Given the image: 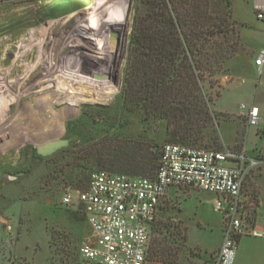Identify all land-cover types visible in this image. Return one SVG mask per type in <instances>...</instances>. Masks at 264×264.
<instances>
[{
	"label": "rangeland",
	"instance_id": "1",
	"mask_svg": "<svg viewBox=\"0 0 264 264\" xmlns=\"http://www.w3.org/2000/svg\"><path fill=\"white\" fill-rule=\"evenodd\" d=\"M57 1L0 0V17L6 13L13 14L9 15L6 20L0 21V32L4 31L5 24L11 19H18L14 23L15 28L23 26L25 23L23 22V18L19 19V16H21L19 13L29 7H36L38 14L40 13L48 19V16H50L48 12H50V9H56L58 3H70V0ZM124 5L127 7V0L124 2ZM135 6H138V0H130L129 13L126 8L125 33L120 40V45L123 47L121 46L122 50L117 62L119 69L117 68L118 70L110 77L111 83L114 85V92L112 93H115L114 95L107 96L102 94L105 89H102V91L97 87L94 88L92 85L89 86L86 83L82 84L72 80V76L68 74V72H73L74 66L72 63L68 65L57 63L56 65V60L60 58L64 59L65 57L73 59L75 56H78L75 57L78 61L85 57L87 59L93 58L91 52L89 54V50L87 51L86 49L93 50V45H95L93 42H96V40L87 39L83 37V34L71 36L66 32L65 28L64 32H62L63 34L50 35L47 34L48 29L44 31L42 28H39L40 25H32L31 28L27 27L19 34H15L11 41L15 46L23 34L35 33L36 45L31 51V56L27 58L26 67L36 61V58H40L43 62L55 64L51 74L45 79L51 83L50 91L55 95L56 101L63 104V113L60 115V121L57 122L55 132L44 136L37 142H34L31 135H26L23 138L20 132L10 137L9 130L6 129L10 123L9 120H7L8 123L5 125H0V214H4L10 218L13 226L11 232L15 234L13 238L18 237L23 228H28V232L23 235L22 241L26 242V245L33 252L31 257H26L25 255L13 256L12 264H75L77 249L87 234V225L79 212L59 204L60 196L65 188H84L88 176L97 169L113 170L141 176H148L153 171V165L146 164L144 158L138 159L140 163L136 165H124L116 162V152L112 151V154L108 155V150L101 147L103 144L111 143L118 146L123 152L128 153H130L132 147H135L134 151L143 157L146 156V151L152 150L151 147L153 145L156 146L157 152L164 143H177L210 149L218 147L211 139L214 137L212 134H215L213 132L216 130V127L206 129L205 137L197 143H178L170 140L166 133V122L164 120L145 118L141 109H137L130 103H126L122 98L121 88L126 68ZM68 8H64L63 10ZM229 9L231 18L236 22L241 47L234 56V59H232L231 64L227 60L228 62L225 63V68L222 72L243 74L246 67L250 64V60L254 61L256 56L253 52L254 44L249 43V39L252 38V41L255 42L254 38L257 36V33H261L263 30L264 21H259L255 18L252 0H231ZM62 24L67 25L65 18H58L51 28L59 30ZM45 38H58V46L51 51L49 47L42 45V39L45 41ZM61 46L64 48L62 49ZM25 48H29V43L23 44V49ZM4 49L5 46H0V53ZM19 50L20 48H15L13 52L8 54L9 59L5 63L6 67L12 64L15 59V53ZM42 51L44 52L43 54L40 53ZM50 54H52V58L49 57ZM25 72L23 70L22 72L18 71V74L12 79H20ZM218 75H216L217 79ZM57 77L58 80H56ZM218 83L219 85H214L211 89H208L207 83L205 86L207 92L213 96L211 109L215 114L214 120L219 122V119L225 114H221L214 109L216 99L223 87L219 81ZM215 91H219L217 96L214 95ZM35 96H37L36 93L27 102L29 105L37 107L39 95L38 97ZM6 100L9 103L12 101L10 98ZM14 101L15 104L10 103L11 108L19 110L21 103L17 99ZM54 101L47 105V107L49 106V109L52 107L50 110L59 114L60 108ZM69 102L73 103V105ZM23 103H26V101H22ZM49 109H43L44 111L41 110V112L50 117V114H48ZM17 114L19 113L12 111V113L7 115V118L9 119L10 116L14 118ZM58 125L61 126L62 130L58 128ZM51 138L66 139L68 143L50 155H38L35 150L36 146L40 142ZM170 190V194L164 201L157 221L153 226L151 240L163 250L156 255L157 259L186 264L184 262L185 258L189 259L191 256L199 254V248L202 249L201 242L211 236L208 234V231H201L199 228L193 227V223L188 224L190 228L189 241L193 245L192 247L188 246L189 228L187 222L181 217V212L182 210L185 211L188 217L193 219V212H195V205L198 204V201L201 200V206L205 214L209 213L208 211L211 206L204 198L201 199L199 194V196L193 194L186 200V194L183 191L195 189L173 188ZM244 190L249 193L253 191L248 186V183L245 185ZM46 235L49 240V249ZM36 242L39 249L34 253L32 246ZM195 246L198 249L193 248ZM30 249H28V253ZM245 264L257 263L251 259L250 261L247 260Z\"/></svg>",
	"mask_w": 264,
	"mask_h": 264
},
{
	"label": "built area",
	"instance_id": "2",
	"mask_svg": "<svg viewBox=\"0 0 264 264\" xmlns=\"http://www.w3.org/2000/svg\"><path fill=\"white\" fill-rule=\"evenodd\" d=\"M252 9L255 18L264 21V0H252ZM263 61L261 49L254 63L260 69ZM244 114L248 125L260 122L257 106ZM263 165L260 157L228 148L164 143L151 175L91 172L84 188L66 187L59 199L87 225L75 264H146L151 231L173 188L215 194L213 209L221 216L222 242L213 264H233L239 238L263 234L256 224V198L244 190L250 173Z\"/></svg>",
	"mask_w": 264,
	"mask_h": 264
},
{
	"label": "trees",
	"instance_id": "3",
	"mask_svg": "<svg viewBox=\"0 0 264 264\" xmlns=\"http://www.w3.org/2000/svg\"><path fill=\"white\" fill-rule=\"evenodd\" d=\"M230 5L231 0H138L134 8L121 95L145 118L164 120L170 140L194 144L218 124L205 84L208 89L219 85L216 75L241 47ZM213 133L211 139L221 149ZM101 147L108 155L115 151L116 162L124 165L144 158L153 165L148 175L158 164L160 149L156 152L155 145L144 157L135 147L130 153L111 143ZM152 243L146 259L163 251Z\"/></svg>",
	"mask_w": 264,
	"mask_h": 264
},
{
	"label": "bare ground",
	"instance_id": "4",
	"mask_svg": "<svg viewBox=\"0 0 264 264\" xmlns=\"http://www.w3.org/2000/svg\"><path fill=\"white\" fill-rule=\"evenodd\" d=\"M125 1L126 0H70V3H58V5H56V9H50V12L47 11L48 15H50L48 16V19L46 17H43L40 13L38 14V9L36 7H29L23 11H20L19 13L21 15L19 16V19L23 18V22L25 23L23 26L15 28L14 23L18 19H11L7 21L4 31L0 32V46H5L4 51L0 53V125H5L6 123H8L7 120H9L10 123L7 125L6 129L9 130L10 137L14 136V134L17 135L20 132L22 133L23 138L26 135H31L34 139V142H37L44 136L55 132V129L57 128V122L60 121V115H62L63 113V104L56 101L57 99L56 97H54L55 95H53L50 91L51 83H49L48 80L45 79L51 74L55 64H50L45 61L43 62L40 58H36V61L32 62L26 67V62H28L27 58L31 56V51L36 45L35 33L30 32L28 35L23 34L22 36H20L17 41V45L15 44V46L13 43H11L14 35L19 34L27 27L31 28L32 25H40L39 28H42V30L44 31L48 29L47 34L50 35L60 34L64 32L65 28L66 32H68L71 36L83 34V37L87 39L93 41L96 40V42H93L95 43V45H93V50L90 51V49L85 48L87 51L89 50V54L91 52L93 58L87 59V57H85L84 59L82 58L78 61L77 58H75L78 56H75V59L65 57L64 59L60 58L59 60H56V65L57 63L67 65L69 63H72V65L74 66L73 72H68V74L72 76V80H75V82H79L82 84L86 83L89 86L92 85L94 86V88L97 87L100 90L105 89L102 94L109 96L114 92V85H112L110 77H112L116 70L119 69L117 66V62L122 50L120 40L125 33L127 17V7L126 5H124ZM64 8L68 9L63 10ZM9 15L11 16L13 14L6 13L4 15H1L0 21L6 20ZM58 18H65L67 25L62 24L59 30L51 28L52 25H54L58 20ZM42 41V45L45 47H49L51 51L56 48L59 43L58 38H45V41L44 39H42ZM25 43H29V48L23 49V44ZM15 48H20V50L15 53V59L12 64L9 67H6L5 63L9 59L8 54L13 52ZM61 48L63 49L64 47L61 46ZM40 53L43 54L44 52L42 51ZM52 54H50L49 57H51ZM4 66L5 68H3ZM88 69L91 70L90 75L84 74L83 72ZM22 70L26 71L24 75L20 79L13 80L12 78H14L16 74H18L17 72H22ZM41 70H43L44 72H41ZM56 80H58V77L56 78ZM55 85L57 86L56 83ZM77 85L79 84L77 83ZM35 93L37 95L35 97H38L39 95V98L37 100V107L31 106V104L29 105L27 102ZM7 98L12 99V101L10 102L12 104H15L14 100L17 99V101L21 103V108L19 110H15V108L12 109L10 103L6 100ZM53 100H55V104L60 108L59 114L51 111L50 109L52 107L50 109L48 108L49 106L47 107V105L51 104ZM22 101H26V103L22 104ZM70 104L73 105V103ZM43 109H49L48 114H50V117L41 112V110ZM12 111L19 114L15 115L14 118H11L10 116V118L8 119L7 115L12 113ZM58 128L62 130L60 125H58ZM23 138L21 139L23 140ZM43 142H40L39 144Z\"/></svg>",
	"mask_w": 264,
	"mask_h": 264
},
{
	"label": "crops",
	"instance_id": "5",
	"mask_svg": "<svg viewBox=\"0 0 264 264\" xmlns=\"http://www.w3.org/2000/svg\"><path fill=\"white\" fill-rule=\"evenodd\" d=\"M262 28V32H258L254 38L255 42L252 41V38L249 39V43L254 44L253 52L256 56L261 49H264V23ZM232 59L234 57L228 60L230 64L232 63ZM218 81L223 87L220 95L216 99L214 109L221 114H225L219 119L216 126V135L221 147L236 152H244L249 156H257L264 160V61L259 69L251 59L250 64L246 67L245 73L243 74L221 72L218 75ZM250 106H257L259 109L261 119L256 126H250L246 122L244 113ZM247 183L254 190V197L258 205L256 210V224L263 234L258 236L244 235L240 237L236 246L233 264H245L247 260L250 261L251 259L257 264H264V165L250 173L245 185ZM170 191L168 190L166 199ZM183 192L186 194V200L193 194L196 196L200 195V198H204L211 206L208 211L209 213L205 214L201 206V200L198 201V204L195 205V212H193V219L189 218L185 211L182 210L181 212V217L187 222V226L193 223V227L199 228L201 231H208V234L211 236L201 242L202 249L199 248V254L193 255L189 259L185 258L184 262L186 264H213L222 242L221 216L212 209L215 194L196 189ZM12 230L13 226L10 218L4 214H0V264H12L13 256L25 255L26 257H31L33 255L32 250L26 245L27 243L22 241L23 235L28 232V228H23L19 236L15 238H13L15 234L11 232ZM189 239L190 228L187 244L192 247L193 245ZM47 244L49 249L48 236ZM32 247L34 253L39 249L37 248V242ZM153 248L150 234L147 252ZM193 248L197 247L195 246ZM28 249H30L29 253ZM146 264L180 263L159 260L156 257H147Z\"/></svg>",
	"mask_w": 264,
	"mask_h": 264
},
{
	"label": "water",
	"instance_id": "6",
	"mask_svg": "<svg viewBox=\"0 0 264 264\" xmlns=\"http://www.w3.org/2000/svg\"><path fill=\"white\" fill-rule=\"evenodd\" d=\"M129 4L130 0H127V12L129 13ZM128 27V25H127ZM90 69L85 70L83 73L86 75H90ZM68 141L66 139H56L51 138L44 141L41 144H38L35 148L36 153L41 156H47L55 152L56 150L66 146Z\"/></svg>",
	"mask_w": 264,
	"mask_h": 264
}]
</instances>
